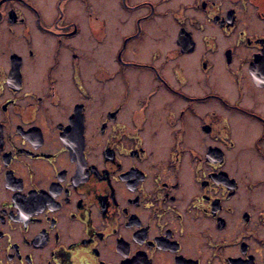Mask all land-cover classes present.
Returning <instances> with one entry per match:
<instances>
[{
	"label": "flooded vegetation",
	"instance_id": "flooded-vegetation-1",
	"mask_svg": "<svg viewBox=\"0 0 264 264\" xmlns=\"http://www.w3.org/2000/svg\"><path fill=\"white\" fill-rule=\"evenodd\" d=\"M0 264H264V0H0Z\"/></svg>",
	"mask_w": 264,
	"mask_h": 264
},
{
	"label": "rangeland",
	"instance_id": "rangeland-1",
	"mask_svg": "<svg viewBox=\"0 0 264 264\" xmlns=\"http://www.w3.org/2000/svg\"><path fill=\"white\" fill-rule=\"evenodd\" d=\"M109 8H110V6H109Z\"/></svg>",
	"mask_w": 264,
	"mask_h": 264
}]
</instances>
